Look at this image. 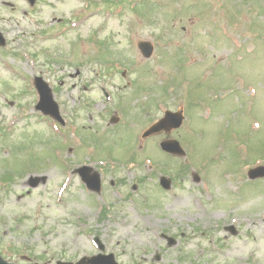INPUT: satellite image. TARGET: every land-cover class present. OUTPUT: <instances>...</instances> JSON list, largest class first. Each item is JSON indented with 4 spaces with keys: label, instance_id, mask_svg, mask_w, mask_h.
Wrapping results in <instances>:
<instances>
[{
    "label": "rangeland",
    "instance_id": "obj_1",
    "mask_svg": "<svg viewBox=\"0 0 264 264\" xmlns=\"http://www.w3.org/2000/svg\"><path fill=\"white\" fill-rule=\"evenodd\" d=\"M0 33L4 260L76 262L97 237L118 264H264V178L246 175L264 166V0H0ZM35 76L64 127L34 109ZM179 109V129L141 139ZM166 138L186 156L163 153Z\"/></svg>",
    "mask_w": 264,
    "mask_h": 264
},
{
    "label": "water",
    "instance_id": "obj_2",
    "mask_svg": "<svg viewBox=\"0 0 264 264\" xmlns=\"http://www.w3.org/2000/svg\"><path fill=\"white\" fill-rule=\"evenodd\" d=\"M31 3L34 2V0H29ZM4 41L1 39L0 37V45H3ZM141 46H146V44L141 45ZM140 46V47H141ZM149 50L146 49L145 51V57H149L151 54V49L148 48ZM35 85L36 88L38 89L41 99L39 104L37 105L36 109L42 111L44 114L50 115L51 117H53L56 120H60L59 114H58V109L57 106L53 103L52 101V97L49 93V90L47 88V86L42 82L41 79L37 78L35 80ZM182 115L181 113H176V114H172L170 112L165 113V116L163 119H161L159 122H157L156 124L152 125L148 130L145 131V133L143 134V138L149 137L151 135L160 133L162 131L168 132L171 129H175L178 128L181 123H182ZM160 147L162 148V150L174 154V155H179V156H183L184 152L181 150L179 144L174 141V140H166L163 141L160 144ZM84 171L85 172H90L91 169L88 168H83L81 170H79V173L82 177V179L84 180V182H86V184L88 185V187L92 190H95L96 192L99 191V178L97 176V174H93L90 178H86L84 176ZM264 176V168L259 167V168H255L253 170H251L249 172V178L254 179V178H258V177H263ZM45 182V178H36L33 180V182L30 183L31 187H35L38 185L39 182ZM162 186L164 188H168L169 187V183L168 182H164V180H162ZM175 244L174 241L169 240V244L168 246H173ZM99 248L101 251L104 250L103 246L99 244ZM0 264H8L4 261H2V259L0 258ZM57 264H72V263H60L58 262ZM75 264H116L114 261V257L112 255H97L91 258H87L84 257L81 260H79L77 263Z\"/></svg>",
    "mask_w": 264,
    "mask_h": 264
},
{
    "label": "flooded vegetation",
    "instance_id": "obj_3",
    "mask_svg": "<svg viewBox=\"0 0 264 264\" xmlns=\"http://www.w3.org/2000/svg\"><path fill=\"white\" fill-rule=\"evenodd\" d=\"M6 2H7V1L2 2L3 6H8V5H10L9 3H6Z\"/></svg>",
    "mask_w": 264,
    "mask_h": 264
}]
</instances>
